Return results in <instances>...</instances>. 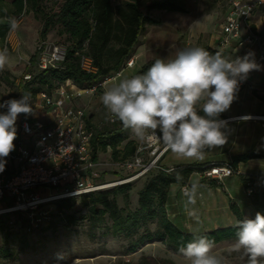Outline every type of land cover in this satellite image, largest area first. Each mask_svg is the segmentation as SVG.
Masks as SVG:
<instances>
[{
  "label": "rangeland",
  "instance_id": "obj_1",
  "mask_svg": "<svg viewBox=\"0 0 264 264\" xmlns=\"http://www.w3.org/2000/svg\"><path fill=\"white\" fill-rule=\"evenodd\" d=\"M11 4L14 0H4ZM124 0H112L114 5ZM160 0H141L140 4L145 12L158 20V25L147 26L145 32L140 37V51L144 52L141 59H135L134 55L124 66L120 76L113 74L105 87H102L92 99L84 97L77 101L87 109L91 117L90 123L96 130L113 128L116 118L110 116L101 103L103 91L125 77H131L144 65L146 60L155 58H174L176 52L185 47H200L202 45L215 42L212 41L215 35L218 38V30L223 23L228 0H185L188 13H169L164 11H148L146 9L152 2ZM222 1V2H221ZM44 10L49 11L53 4L45 2ZM210 21V29L199 31L192 30V24L199 19ZM17 23V28L9 32L6 42L2 48H7L8 63L0 75V103L9 99H20L21 93L18 85L23 80L24 75H35L38 68L32 66L30 72L31 57L35 54L37 27L42 31L43 23H36L32 17L22 15L13 17ZM257 19H251L253 27ZM31 26V27H30ZM36 27V28H34ZM49 32L53 35L51 42H60L67 45L66 36H61L58 27ZM139 45V44H138ZM229 58L237 57L229 52ZM133 60L130 66L128 63ZM107 80V79H106ZM237 93V99L232 103L230 109L220 115V119L228 122L226 129L227 142L220 147L206 151L204 159H188L174 155L169 150L161 158L160 163L165 168L177 165H210L225 162L233 163L234 156L245 153L251 149H258L264 152V133L262 123L255 119L256 116L264 114L263 103L258 97L264 96V75L262 69L252 71L246 80L241 81ZM6 112V109H0ZM247 117L249 119H237ZM254 117V118H253ZM237 119V120H235ZM128 139L137 143L142 142L132 130L128 133ZM161 148L164 147L160 143ZM123 146H121L122 148ZM97 161L99 163L101 178L100 184L116 182L126 178L125 173L118 166L119 161L112 159L111 149L106 152L98 150ZM237 170L239 174L227 178L222 184L217 183V187L207 185L201 173L195 174L192 182H199L201 187L198 190L197 202L194 206L197 217L188 214V209L193 206L185 204L187 198L184 196V189L178 184H173L170 188L167 202V211L170 219L181 229L187 232H203L219 227L231 226L236 222V218L230 210L231 203H236L244 216H249L252 205L248 189L262 191L264 189V159L251 160L248 163H241ZM243 176L247 183L241 179ZM146 183V177H141L132 182L133 189L129 193L128 206L134 209L138 202V193ZM52 191L49 190V193ZM120 207L127 206L125 196H117ZM81 220L72 226H67L62 221L46 230L34 233L26 244L16 242L12 244L17 251V258L9 264H122L124 262H135L142 255L152 256L156 259H170L176 264H190L182 254H176L168 249L161 242L147 244L133 254H125L123 249L124 241L118 238L102 237L104 228L95 226L89 209L81 205L75 206L71 211ZM252 216V215H251ZM110 225L111 221L106 218L104 225ZM16 232V230H12ZM235 241L223 242L215 245L213 251L216 255L223 257V264H246V259H241L240 254L229 252L231 245ZM5 244L4 234L0 232V246ZM57 254H62L63 259H58Z\"/></svg>",
  "mask_w": 264,
  "mask_h": 264
},
{
  "label": "trees",
  "instance_id": "obj_2",
  "mask_svg": "<svg viewBox=\"0 0 264 264\" xmlns=\"http://www.w3.org/2000/svg\"><path fill=\"white\" fill-rule=\"evenodd\" d=\"M141 0H128L114 5L112 0H64L58 10L55 7L58 0H14L11 4L0 0V49L6 42L11 31L10 21L13 17H20L32 12L38 21L43 23L40 33L46 39L47 33L58 27L61 36H66V56L64 62L57 69L39 70L32 75V80L21 81L18 85L21 95L31 94V105L34 107L37 97L42 92L51 94L61 83L72 80L79 88H89L104 82L113 74L119 73L137 50L140 37L147 26L158 25L160 22L151 17L140 4ZM219 0H213L217 3ZM52 2L53 7L46 11L43 4ZM148 10H160L169 13H188L185 0H163L147 6ZM254 30V27H253ZM210 53L221 52L226 56L227 51L201 46ZM91 58L94 72H86L81 68V56ZM158 58L149 60L135 74H141ZM37 68L36 55L31 57L30 67ZM100 90V89H99ZM264 106V96L258 97ZM200 114H203L202 112ZM22 115V114H20ZM88 121L91 117L88 116ZM94 128V127H93ZM95 130L92 141L94 158L97 160L98 150L106 152L111 149L112 159L123 162L130 159L136 150L137 143L128 139L131 129H125L116 119L111 129ZM121 146H123L121 148ZM264 159V152L249 150L234 156L232 165L237 169L241 163L251 160ZM210 165H177L173 170L162 167L148 173L146 183L138 193L137 206H128L129 193L133 189L132 182L121 184L111 190L99 191L84 195L77 204L74 199H64L56 202L57 212L47 226H39L31 233L21 234L11 229L9 221L12 215L0 216V232L4 234L5 244L0 246V264H9L16 260L17 251L12 244L20 241L26 244L34 233L46 231L54 227L57 222L67 226L77 224L82 217H76L70 211L75 206L89 209L93 224L104 228L102 237L118 238L124 241L125 254H133L147 244L161 242L176 254H181L179 248L199 236H207L215 245L236 240L234 225L215 228L203 232H187L179 228L169 217L167 202L170 188L173 184L182 187L189 186V180L195 173H202ZM176 173H180L182 180H176ZM244 183L245 178L241 176ZM207 185L217 187L216 181H207ZM127 198V206L120 207L117 196ZM250 203L254 208L251 217H245L236 203H231L230 210L237 220L254 219L255 214H264V189L250 194ZM106 218L111 224L104 225ZM122 264H176L170 259H156L142 255L135 262Z\"/></svg>",
  "mask_w": 264,
  "mask_h": 264
},
{
  "label": "built area",
  "instance_id": "obj_3",
  "mask_svg": "<svg viewBox=\"0 0 264 264\" xmlns=\"http://www.w3.org/2000/svg\"><path fill=\"white\" fill-rule=\"evenodd\" d=\"M63 1L58 0L55 10ZM257 12L264 16V0H228L226 16L217 32V48L227 51L238 44L242 51L237 57L249 52L255 54L256 50V63L264 73V34L253 30L250 23ZM65 56L66 45L43 38L38 40L36 65L39 70L59 68ZM132 63L133 60L127 66ZM80 64L88 73L95 71L91 58L86 55L81 56ZM123 69L116 75L120 76ZM32 78L29 73L24 75L23 81ZM110 79L89 88H79L72 80H67L51 94L40 93L33 113L20 121L15 149L6 158L5 171L0 173V216L12 215L9 221L12 230L31 233L51 223L58 201L74 199L78 204L84 195L111 190L162 169L160 160L167 150L158 142L145 140L137 145L130 159L118 164L127 173L126 178L99 183L101 173L92 144L95 130L88 121L87 109L77 101L84 97L92 99ZM255 119L262 123L264 133V114ZM201 174L207 181L222 184L239 172L232 163L225 162L211 164ZM252 192L248 189L249 195Z\"/></svg>",
  "mask_w": 264,
  "mask_h": 264
},
{
  "label": "clouds",
  "instance_id": "obj_4",
  "mask_svg": "<svg viewBox=\"0 0 264 264\" xmlns=\"http://www.w3.org/2000/svg\"><path fill=\"white\" fill-rule=\"evenodd\" d=\"M11 29L17 28L15 19ZM7 48L0 50V70L8 63ZM249 52L243 57L229 58L221 52L210 53L203 47H185L174 58L156 59L141 74L125 77L107 87L100 99L110 116L142 141L162 143L166 150L178 157L204 159L207 150L227 142L228 122L220 115L228 111L237 99L241 81L248 74L260 70ZM0 173L5 171L6 158L15 149L16 122L20 114L31 115V94L20 99L0 103ZM203 114H200V113ZM183 177L176 173V180ZM199 182L185 186V207L197 217ZM236 240L229 252L240 254L246 264H264V214L254 219L237 220ZM214 241L199 236L182 245L179 252L190 264H223V257L214 253ZM63 259L62 254H57Z\"/></svg>",
  "mask_w": 264,
  "mask_h": 264
},
{
  "label": "crops",
  "instance_id": "obj_5",
  "mask_svg": "<svg viewBox=\"0 0 264 264\" xmlns=\"http://www.w3.org/2000/svg\"><path fill=\"white\" fill-rule=\"evenodd\" d=\"M125 1H128V0H124L123 2H125ZM161 1H163V0H160V1H157V2H161ZM222 1H226V0H222ZM221 1V2H222ZM157 2H152V3H157ZM122 3V2H121ZM151 3V4H152ZM120 3H117V5H119ZM150 5V4H149ZM225 8L226 9H228V2H227V4H225ZM145 10V9H144ZM146 10H148V9H146ZM148 11H160V10H148ZM165 12V11H164ZM226 12H227V10H226ZM226 12H225V15L223 16V21H224V18H225V16H226ZM147 13V12H146ZM25 16L26 17H32L33 18V20L36 22V23H39V21L35 18V16H34V14L32 13V12H30V13H27V14H25ZM152 17V16H151ZM253 19H257L258 21H256L255 23H254V29L255 30H257V31H260L262 34H264V16L260 13V12H257L256 13V15L253 17ZM210 21H207V19L205 18V19H199V20H197L196 22H194L193 24H192V30L193 31H199V30H202V29H210V26H209V23ZM250 23H251V21H250ZM252 24V23H251ZM31 27V26H30ZM34 28H36V27H34ZM39 27H37V33H36V36H37V38H36V46H37V43H38V40L39 39H41V35H40V33L41 32H39V29H38ZM46 39H48L49 41H52L53 40V35H52V33L51 32H48L47 33V35H46ZM212 41H214L215 42V45H217V46H213V42L212 43H210V44H206V45H208V46H210V47H213V48H217L218 47V44H217V37L214 35L213 36V38H212ZM238 44H235L234 46H236V48H234V49H229V50H227V54H226V57H228L227 55H228V53L229 52H232L233 54H236L237 56H238V54L242 51V49L241 48H239L238 46H237ZM203 46V45H202ZM139 47H140V43H139V45L137 46V50H136V53H135V59H137V60H140L141 59V55L142 54H144V52H146V51H144V52H141L140 51V49H139ZM201 47V46H200ZM36 51H37V49H36ZM36 51H35V54L34 55H36ZM254 60H255V62H256V60H257V51L255 50V54H254ZM149 60H146L145 62H144V64H146L147 62H148ZM263 72V71H262ZM134 75V74H133ZM263 75H264V73H263ZM242 83V82H241ZM80 106H82V104H80ZM25 114H22V115H19L18 116V119H17V122H16V127H17V136H18V126H19V123H20V121H22L24 118H25ZM251 150H258V149H251ZM260 151V150H259ZM169 168V167H168ZM171 168V167H170ZM98 170L100 171V168H99V165H98ZM195 174H198V173H195ZM195 174H193L192 176H191V178H190V180H189V183L192 181V178H193V176L195 175ZM254 214V208L252 207V209H251V212H250V214H249V216H247V217H251V215H253ZM246 217V216H245Z\"/></svg>",
  "mask_w": 264,
  "mask_h": 264
},
{
  "label": "bare ground",
  "instance_id": "obj_6",
  "mask_svg": "<svg viewBox=\"0 0 264 264\" xmlns=\"http://www.w3.org/2000/svg\"><path fill=\"white\" fill-rule=\"evenodd\" d=\"M237 119H249V118H247V117H241V118H237ZM237 119H235V120H237Z\"/></svg>",
  "mask_w": 264,
  "mask_h": 264
}]
</instances>
